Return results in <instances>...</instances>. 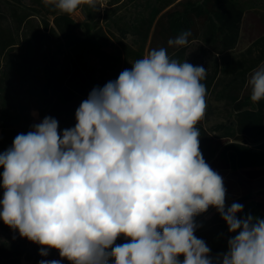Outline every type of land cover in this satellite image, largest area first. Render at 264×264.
<instances>
[{"label":"clouds","instance_id":"obj_1","mask_svg":"<svg viewBox=\"0 0 264 264\" xmlns=\"http://www.w3.org/2000/svg\"><path fill=\"white\" fill-rule=\"evenodd\" d=\"M43 3L72 14L100 0ZM191 36L182 31L168 48L187 47ZM168 48L94 87L73 127L60 131L45 116L0 153V223L41 257L58 252L39 264H264V219L226 206L223 178L200 151L207 69ZM245 87L252 103L264 100V63ZM209 208L234 234L218 262L195 235V217Z\"/></svg>","mask_w":264,"mask_h":264},{"label":"rangeland","instance_id":"obj_2","mask_svg":"<svg viewBox=\"0 0 264 264\" xmlns=\"http://www.w3.org/2000/svg\"><path fill=\"white\" fill-rule=\"evenodd\" d=\"M172 1L175 4L179 0ZM235 1L245 15L255 12L264 18V0ZM159 4V0H100L97 8L81 5L71 14L77 25L76 33L79 37L85 38L88 27L96 41L93 45L98 49L99 54L96 51H87L83 59H78L74 46L64 40L54 23L55 17L63 13L57 10L56 16L50 15L35 4L34 0H0V28L8 30L15 43L4 51H1L0 46V80L3 78L6 57L8 55L19 57L25 52L29 42L35 61L28 66L33 79L17 81V91L10 93L11 98L21 101L22 109L33 107L36 101L42 111L48 112L50 106L44 104V97L52 99L54 103L61 101L68 91L74 95L82 91L90 93L93 82L102 78H116L124 69L131 67L134 61L147 55L149 40L144 43L142 38L132 33L130 26L138 17H148L151 9L158 7ZM24 16V21L19 24L17 18ZM244 27L245 24H242L241 38L234 48L224 50L220 38L214 44H208L200 36L188 45L181 60L183 62L186 59L188 63L203 66L207 69V75L215 71L217 73L204 117L205 128L216 137H225L235 129L236 111L233 108V97H241L249 73L245 70L228 76L222 73V68L233 60H243L246 68H251L250 70L264 63V36L258 43L257 38L250 39L245 34ZM49 29H54L55 34L53 35ZM24 67L27 68L26 64ZM64 75L65 80H57L58 76ZM18 76L22 75L18 74ZM67 107L71 105L68 103ZM1 111L0 107V116ZM23 114L29 117V122L23 124L29 130L32 125L42 121L39 111L35 108ZM2 125L3 120L0 118V153L11 147L14 138L22 133L16 127L5 128ZM2 171L3 169L0 168V173ZM226 178L236 183L232 193L225 197L226 206H230L233 202L237 203L239 198L252 196L264 189L263 178L253 183L245 181L244 187H240L239 181L244 179L240 170H228ZM249 214L263 219L260 211L253 204L244 207L240 216ZM195 222L199 225L195 235L210 247V256L222 258L227 252L228 240L234 234L228 233L220 215L215 209L209 208L205 213L195 217ZM0 245L18 246L22 252L20 264H39V261L33 257L35 244L20 238L3 223H0ZM44 259L52 260L60 257L58 252L52 250ZM0 264H8L1 255ZM62 264H67V261H63Z\"/></svg>","mask_w":264,"mask_h":264},{"label":"trees","instance_id":"obj_3","mask_svg":"<svg viewBox=\"0 0 264 264\" xmlns=\"http://www.w3.org/2000/svg\"><path fill=\"white\" fill-rule=\"evenodd\" d=\"M34 1L35 4L45 9L48 14L56 16L57 10L53 6H45L43 0ZM159 2V6L151 9L148 17H138L135 23L130 26L132 33L142 38L144 43L149 40L147 53L153 48H168L167 41L170 38H175L185 30L192 33L191 42L201 36L206 43L214 44L220 38L224 50H230L236 46L241 38L242 24H245L244 32L250 39L257 38L256 42H258L264 36V18L255 12H249L245 15L235 0H179L175 4L172 0H159ZM15 15L17 16V13ZM24 18L25 16L17 18L19 24L24 21ZM54 23L60 30L64 40L74 46V52L78 59H83L87 51H96L99 54L98 49H95L93 45L96 41H94L88 27L85 38L77 35V25L71 18V14L63 13L56 16ZM49 30L53 35L55 34L54 29ZM0 39L1 51L11 48L15 44L10 32L4 28H0ZM187 47L181 49L168 48V54L172 58L181 61L185 56ZM17 58L11 55L6 57L3 78L0 80V83L3 84L0 85L2 126L5 128L16 127L20 132L26 133L29 128L23 124L29 122V117L23 113L35 108L39 111L42 120L45 116L57 119L60 131L73 127L75 124V110L87 98L89 93L82 91L78 95H74L68 91L61 101L54 103L52 99L44 97V104L50 106L48 112L42 111L41 106L36 101L32 105L33 107L22 109L21 101L11 98L10 93L17 91V81L33 79L28 66L35 61L29 42L25 52ZM28 61H30L29 64H27ZM25 64L27 68L24 67ZM250 69L246 68L243 60H233L225 64L222 73L230 76L237 74L239 71L245 72V70L250 73L252 71ZM18 74L22 76L19 77ZM59 76L57 80H65V75ZM216 76L215 71L207 75L206 79L202 81L207 88L206 111ZM116 78H102L97 82H93V88H102L108 81ZM68 103L71 107H67ZM233 108L236 111L235 129L225 137H216L207 131L204 126L205 115L198 124L201 133L200 151L212 169L222 176L226 196L232 193L236 187L235 182L226 178L228 170L241 171L244 179L239 181L240 187H244L245 181L253 183L259 178L264 180V100L256 104L252 103L250 93L244 86L241 97H233ZM237 203L242 204L243 208L253 204L264 219V189L257 191L252 196L239 198ZM125 242L127 241L123 238H118L115 243ZM39 251V247L35 245L33 257L36 261L44 259L39 255ZM21 253L18 246L0 245V255L8 261V264H20ZM213 259L218 262L220 257L215 256Z\"/></svg>","mask_w":264,"mask_h":264},{"label":"bare ground","instance_id":"obj_4","mask_svg":"<svg viewBox=\"0 0 264 264\" xmlns=\"http://www.w3.org/2000/svg\"><path fill=\"white\" fill-rule=\"evenodd\" d=\"M33 115H34V112H33Z\"/></svg>","mask_w":264,"mask_h":264}]
</instances>
